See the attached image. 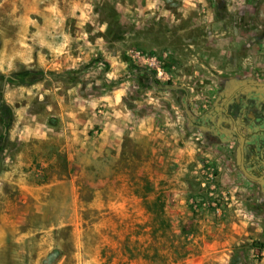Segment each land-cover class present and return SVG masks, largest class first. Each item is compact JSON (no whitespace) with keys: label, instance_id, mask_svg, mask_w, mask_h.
<instances>
[{"label":"rangeland","instance_id":"1","mask_svg":"<svg viewBox=\"0 0 264 264\" xmlns=\"http://www.w3.org/2000/svg\"><path fill=\"white\" fill-rule=\"evenodd\" d=\"M61 33L72 80L106 97L63 99L71 141L42 67ZM130 49L156 53L162 77ZM234 78L264 81V0H0V98L32 89L0 99V264H264V193L185 111ZM26 105L47 138L18 136Z\"/></svg>","mask_w":264,"mask_h":264},{"label":"crops","instance_id":"2","mask_svg":"<svg viewBox=\"0 0 264 264\" xmlns=\"http://www.w3.org/2000/svg\"><path fill=\"white\" fill-rule=\"evenodd\" d=\"M57 40L53 43L44 42V45H47L45 49L42 50L44 53V60L42 63V67L44 71L49 69L50 67L54 70L55 81L53 82V94L55 99H60L61 112H60V125L61 128L59 131H55L57 135L63 136L66 140H72L73 137L77 134L78 126H79V118H78V110L74 109L72 106H65L66 104H62L64 102L63 99L69 101L70 105L75 99H105L104 96H95L92 93L90 94L89 89L92 87V81H90L89 77L81 78V80L85 81V86H81V83L75 82L72 80V72H76V70L80 67V53H77L70 47V42H72V37L68 34L61 33L55 35ZM51 53H49V50ZM53 56L52 62L48 64V56ZM47 59V60H46ZM87 72L93 71V67ZM85 71V72H86ZM65 73H69L65 75ZM59 79V80H58ZM15 81V79H13ZM46 80V79H44ZM62 80V81H60ZM51 82V81H50ZM49 82V83H50ZM49 83L45 85L44 92H39V99H46V92L52 89L49 88ZM39 86H42L39 84ZM240 92H258L259 95H262L264 98V88L258 89L252 83H240L238 85ZM34 88V86H32ZM29 93H32V89H29L28 86H19V89L10 90L6 87L3 97L0 99H19V95L22 94L25 99V95L27 96ZM28 111V117L25 115H21L18 123H22L23 130L17 131L19 132L18 136L23 141H29L34 139H45L48 137L49 126L45 122H41L34 119L32 114H29L28 105L21 107L18 111L22 113L24 111ZM24 114V113H23ZM22 118V119H21ZM254 123H257L255 127L251 131V140L249 141L250 146L247 147L246 151V162L248 165H252L253 169L260 170L264 173V127H261V123L264 122V118H260L256 116L253 119Z\"/></svg>","mask_w":264,"mask_h":264},{"label":"flooded vegetation","instance_id":"3","mask_svg":"<svg viewBox=\"0 0 264 264\" xmlns=\"http://www.w3.org/2000/svg\"><path fill=\"white\" fill-rule=\"evenodd\" d=\"M250 79L253 78H234L233 82L224 81L216 100L201 115L194 116L190 124L201 131L207 143H234V152L237 153L242 142L244 165L251 174L259 176L264 173L247 164L246 151L252 139L251 131L257 124L253 119L256 116L264 118V98L258 92H254L255 90L244 93L238 88L242 82L250 84ZM256 88L264 87L256 86ZM261 127H264V122L261 123ZM236 160H238L237 156ZM238 167L240 169L239 160ZM240 171L242 172L241 169ZM243 175L246 177L244 173ZM260 188L264 193L261 186Z\"/></svg>","mask_w":264,"mask_h":264},{"label":"built area","instance_id":"4","mask_svg":"<svg viewBox=\"0 0 264 264\" xmlns=\"http://www.w3.org/2000/svg\"><path fill=\"white\" fill-rule=\"evenodd\" d=\"M128 54L133 60L140 62L146 68H153L155 70L156 78L160 79L162 77L163 71L160 66L157 65L156 53L141 52L136 49H130Z\"/></svg>","mask_w":264,"mask_h":264},{"label":"water","instance_id":"5","mask_svg":"<svg viewBox=\"0 0 264 264\" xmlns=\"http://www.w3.org/2000/svg\"><path fill=\"white\" fill-rule=\"evenodd\" d=\"M230 81H234V79L230 80ZM250 83L258 86L259 88L261 87H264V82H258L254 79H250ZM185 106V102L183 104ZM185 111H186V114L188 116V118L190 120H193L194 118L192 117V115L190 114V112L188 111L187 108H185ZM242 141V140H241ZM237 158L239 160V166H240V169L242 170V172L246 175V177H248V179L252 180V181H255L257 182L261 187L262 189L264 190V175H259V176H255L253 174H251L245 167L244 165V159H243V149H242V142H241V145L239 147V150L237 152Z\"/></svg>","mask_w":264,"mask_h":264},{"label":"trees","instance_id":"6","mask_svg":"<svg viewBox=\"0 0 264 264\" xmlns=\"http://www.w3.org/2000/svg\"><path fill=\"white\" fill-rule=\"evenodd\" d=\"M188 233V231H183L181 234H179V235H175L176 237H180V236H183V235H185V234H187ZM182 246H177L176 248H175V252H180L178 249H180V250H182ZM188 251L187 250H185L184 251V254L185 253H187ZM129 253H130V251H129ZM136 255L135 254H131V257H135ZM146 256H148V255H146ZM155 256V255H154Z\"/></svg>","mask_w":264,"mask_h":264}]
</instances>
